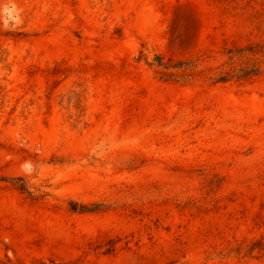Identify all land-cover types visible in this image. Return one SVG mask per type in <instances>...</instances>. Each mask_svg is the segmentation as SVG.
Masks as SVG:
<instances>
[{"label":"rangeland","instance_id":"1","mask_svg":"<svg viewBox=\"0 0 264 264\" xmlns=\"http://www.w3.org/2000/svg\"><path fill=\"white\" fill-rule=\"evenodd\" d=\"M0 264H264V0H0Z\"/></svg>","mask_w":264,"mask_h":264},{"label":"trees","instance_id":"2","mask_svg":"<svg viewBox=\"0 0 264 264\" xmlns=\"http://www.w3.org/2000/svg\"><path fill=\"white\" fill-rule=\"evenodd\" d=\"M242 50H239V52H241ZM249 51L252 52V49H249ZM258 72V68L256 67V65H251L250 67L246 68V69H240L239 71L235 72L234 75L230 76V77H237V78H247L251 75H255ZM229 78V76H225V77H221L220 81H227ZM81 211H89L90 209H88L87 207L83 206L80 209Z\"/></svg>","mask_w":264,"mask_h":264}]
</instances>
